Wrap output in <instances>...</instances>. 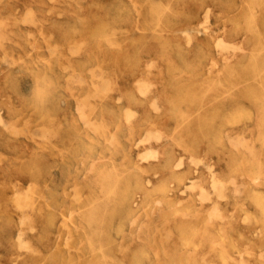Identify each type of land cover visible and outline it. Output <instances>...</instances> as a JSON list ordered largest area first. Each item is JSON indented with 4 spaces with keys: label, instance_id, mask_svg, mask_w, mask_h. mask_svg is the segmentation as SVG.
I'll return each instance as SVG.
<instances>
[{
    "label": "rangeland",
    "instance_id": "1",
    "mask_svg": "<svg viewBox=\"0 0 264 264\" xmlns=\"http://www.w3.org/2000/svg\"><path fill=\"white\" fill-rule=\"evenodd\" d=\"M1 117L0 264H94L110 177L108 262L264 264V0H0Z\"/></svg>",
    "mask_w": 264,
    "mask_h": 264
},
{
    "label": "bare ground",
    "instance_id": "2",
    "mask_svg": "<svg viewBox=\"0 0 264 264\" xmlns=\"http://www.w3.org/2000/svg\"><path fill=\"white\" fill-rule=\"evenodd\" d=\"M209 8V7H208ZM52 11V10H51ZM46 12H48V11H46ZM208 12V11H207ZM207 12H202V13H204V15L207 13ZM55 13H57V12H55ZM58 14V13H57ZM64 14V13H63ZM202 15V14H201ZM31 16H33V15H31ZM59 16V15H58ZM206 16H208V15H206ZM248 16V15H247ZM204 17V16H203ZM205 18V17H204ZM26 20H27V18H26ZM202 21V20H201ZM201 21L198 23V25L199 24H201ZM205 22H206V24H207V21L205 20ZM204 22V23H205ZM209 22V21H208ZM29 23V22H28ZM203 24V23H202ZM201 24V25H202ZM197 26V25H196ZM202 27H206V26H202ZM200 29H202V28H200ZM208 29V28H207ZM180 30V29H179ZM199 30V29H198ZM197 30V31H198ZM201 31V30H200ZM204 31V30H203ZM202 31V32H203ZM187 32V31H186ZM185 33V32H184ZM112 34V33H111ZM187 34V33H186ZM188 36L190 35V34H187ZM185 38H187L186 36H185ZM188 38H190V37H188ZM188 40H190V39H188ZM188 40H186V41H188ZM216 40V39H215ZM213 41V40H212ZM217 41H219L218 39H217ZM224 41V40H223ZM221 42H222V40H221ZM214 43H216L215 41H214ZM224 43H226V46H227V42H224ZM121 44V43H120ZM222 44H223V42H222ZM232 46V42H228V46H230V45ZM216 46H218L217 44H215ZM225 45V44H224ZM221 46V45H220ZM233 46H234V44H233ZM237 46V45H236ZM72 47V46H71ZM221 48V47H220ZM223 48V47H222ZM221 48V49H222ZM226 48V47H225ZM228 48H230V47H227L226 48V50L228 51ZM238 48V47H237ZM219 49V48H218ZM220 49V50H221ZM50 50V49H49ZM233 50V49H232ZM216 51V50H215ZM224 51V50H223ZM230 51V50H229ZM228 51V53H231V52H229ZM52 52V51H51ZM72 52V51H71ZM74 53V52H73ZM50 54V53H49ZM226 59L228 58V56H226L225 57ZM3 59H5V58H3ZM2 59V60H3ZM6 61H8V58L6 57ZM225 59V60H226ZM224 60V61H225ZM152 61V60H151ZM151 61H149V62H151ZM255 61H256V59H255ZM146 62H147V60H146ZM148 62V63H149ZM151 64H152V62H151ZM209 64V63H208ZM67 66V65H66ZM150 66V65H149ZM151 67H152V65H151ZM262 68V67H261ZM61 69V68H60ZM63 69H65V67L63 68ZM62 70V69H61ZM204 70V69H203ZM151 70H149V72H150ZM207 71V70H206ZM93 72H95V71H93ZM148 72V73H149ZM204 72H205V70H204ZM101 73H102V71H101ZM106 73V72H105ZM205 73H207V72H205ZM69 74V73H68ZM72 74V73H71ZM74 74V73H73ZM94 74H96V73H94ZM76 75V74H75ZM93 75V74H92ZM99 75H101L100 73H99ZM99 75L98 76H94V77H99ZM109 75V74H108ZM146 75V74H145ZM72 77V76H71ZM79 77V76H78ZM73 78H75V77H73ZM89 78V77H88ZM80 79H81V77H80ZM83 79V78H82ZM69 80H71L72 81V79H69ZM76 80V79H75ZM84 80V79H83ZM106 80V79H105ZM140 80H142V79H140ZM70 81V82H71ZM106 81H108V79L106 80ZM105 81V82H106ZM80 82V81H79ZM109 82V81H108ZM146 82V81H145ZM145 82H144V84H145ZM148 82V81H147ZM94 83V86H95V82L93 81L92 82V84ZM96 83H97V80H96ZM107 83V82H106ZM137 83H139V81L137 82ZM149 83V82H148ZM69 84V83H68ZM67 84V86H68V88L70 87L69 85ZM71 84V83H70ZM100 84V85H99ZM99 84H97V85H99L100 86V89H101V86L104 84V85H106L105 83H102V85H101V82H99ZM142 86H144L142 83H140ZM140 84H138V86H140ZM154 85V83H150V85L149 84H147V86L149 87V86H151V85ZM103 85V86H104ZM135 85V84H134ZM146 85V84H145ZM21 86H23V85H21ZM24 86H25V84H24ZM99 86H97V87H99ZM109 85L107 84L106 85V88L108 87ZM138 86H136V88L138 87ZM146 86V87H147ZM105 87V86H104ZM146 87H138L139 88V90H141L140 88H144V90H146V91H149L148 90V87L146 88ZM71 88V87H70ZM115 88V87H114ZM137 88V89H138ZM102 90V89H101ZM101 90H98V91H100L101 92ZM108 90H109V88H108ZM144 90H142V92H144ZM72 91V90H71ZM93 91V90H92ZM105 91V89L103 88V90H102V92H104ZM138 91V90H137ZM145 91V92H146ZM107 92V91H106ZM141 92V93H142ZM144 92V93H145ZM143 93V94H144ZM142 95V94H141ZM153 95H154V93H153ZM155 96H156V94H155ZM154 96V97H155ZM91 97V96H90ZM120 97V96H119ZM152 97L153 98V100H156L157 99V97ZM238 98V97H237ZM77 99V98H76ZM115 99H120V98H115ZM257 99V98H256ZM260 99V98H259ZM118 100H116V101H118ZM75 101V100H74ZM76 101H78V100H76ZM152 101V100H151ZM157 101V100H156ZM79 102V101H78ZM153 102V101H152ZM152 102H149L150 103V105L151 104H153ZM80 104L82 105V103L80 102ZM155 104H157V102L155 103ZM154 104V105H155ZM153 105V106H154ZM76 106H77V104H76ZM152 106V105H151ZM150 106V107H151ZM153 106H152V108H153ZM158 106V105H157ZM155 107V106H154ZM159 107V106H158ZM157 107V108H158ZM79 109V108H78ZM84 109V108H83ZM129 109H130V107H129ZM128 109V111H130ZM127 110V109H126ZM132 110H135V108L134 109H132ZM128 111H127V114H129L128 113ZM155 111H157V110H155ZM81 112H83L82 110H81ZM134 112V111H133ZM158 112V111H157ZM132 113V112H131ZM136 113H138V112H136ZM79 115H80V113H78ZM135 114V113H134ZM133 113L131 114V115H134ZM82 115V114H81ZM80 115V116H81ZM124 115V114H123ZM137 115V114H136ZM80 116H79V118H80ZM130 116V115H129ZM128 116H126V118H127ZM2 118V117H1ZM125 117H124V119H126ZM130 118V117H129ZM131 119H132V117H131ZM3 121V118H2V120H0V122H2ZM3 123H4V121H3ZM82 124H83V122H82ZM4 125H7V124H4ZM81 125V124H80ZM51 126V125H50ZM35 128V127H34ZM33 129V128H32ZM147 129H149V128H147ZM39 130V129H38ZM103 130V129H102ZM101 130V131H102ZM154 130V129H153ZM153 130H152V134H154V132H153ZM40 131V130H39ZM149 131V130H148ZM151 131V130H150ZM150 131H149V133H150ZM156 131V130H155ZM30 132H32V131H30ZM105 132V131H104ZM144 132H146V131H144ZM158 132V131H157ZM41 133H42V131H41ZM148 133V134H149ZM34 134V133H33ZM110 134H112L111 132H110ZM109 134V135H110ZM151 134V133H150ZM146 135V139L145 140H143V141H146L147 139H148V143H149V136L151 137V138H155L156 140L158 139V138H156V134H155V137H152V135ZM35 135V134H34ZM40 135H42V134H40ZM145 134L143 133L142 134V138H143V136H144ZM35 136H37V135H35ZM39 136V135H38ZM158 136H160L161 137V134H159ZM145 137V136H144ZM162 137H163V135H162ZM161 137V138H162ZM242 137H240V139H241ZM137 139H140V142L142 141L141 140V138H137ZM154 139V140H155ZM160 139V138H159ZM139 141V140H138ZM137 141V142H138ZM142 141V142H143ZM137 142H135V143H137ZM156 142V141H155ZM161 142V141H160ZM233 143H235V142H233ZM135 146V145H134ZM147 146V145H146ZM152 146V145H151ZM149 149H152V148H149ZM59 151V150H58ZM145 152L147 151V150H144ZM150 151V150H149ZM142 152H143V150H142ZM144 152V154H146V153H149V152H146L145 153ZM157 153V152H156ZM141 154H143V153H141ZM143 154V155H144ZM155 155V154H154ZM146 156H148V155H146ZM142 157V156H141ZM140 157V158H141ZM149 157V156H148ZM147 157V158H148ZM153 157V156H152ZM153 158H155V157H153ZM156 158H158V157H156ZM200 159V158H199ZM190 160V159H189ZM196 160V159H195ZM194 160V161H195ZM209 161H210V158L208 159ZM192 161H193V159H192ZM136 162V161H135ZM202 162V161H201ZM182 163V162H181ZM193 163V162H192ZM195 163V162H194ZM200 164V163H199ZM202 164H204V163H202ZM207 164H208V162H207ZM212 164V163H211ZM210 163L208 164L209 165V167H210V165H211ZM137 165H139V164H137ZM195 165V164H194ZM205 165H206V162H205ZM207 165V166H208ZM140 166V165H139ZM174 166H176V165H174ZM148 167V166H147ZM199 167V166H198ZM126 168V167H125ZM205 169H206V167H205ZM210 170V169H209ZM213 170V169H212ZM261 171H263V170H261ZM211 172V171H210ZM55 174H57V173H55ZM54 174V175H55ZM59 174V173H58ZM209 175H210V173H208ZM211 174H213V173H211ZM60 177V176H59ZM212 177V176H211ZM258 177V176H257ZM260 177V176H259ZM212 179V178H211ZM215 179V178H214ZM214 179H212V180H214ZM193 181V180H192ZM12 183H14V181L12 182ZM214 183H215V180H214ZM218 183V182H217ZM28 184H29V182H28ZM101 184H102V191L101 192H103L104 194H106L107 196H106V201H104V202H101V203H99L98 205H97V207L94 209V211H92V213H91V218H92V223H93V225H94V230H95V234H96V240H97V245L99 246V248H100V250H102V256H100V258H98L97 260H96V262H93L94 264H114V263H112L110 260V262H108L107 261V259H108V257H109V259L111 258L112 259V254H113V250H114V248H113V245H112V240H111V238H110V236H109V234H108V232H107V228H108V226H109V224H110V222L114 219V217H116V216H118L121 212H124V211H129V209H130V198H131V181H130V179L129 178H125V179H122V180H119V179H114V177H110L109 179L107 178V179H103L102 181H101ZM214 185V184H213ZM14 186V185H13ZM221 186V185H220ZM211 187V186H210ZM217 187V186H216ZM15 188V187H14ZM27 188V187H26ZM76 188V187H75ZM196 188V187H195ZM213 188V187H212ZM28 189H29V187H28ZM214 189V188H213ZM15 190V189H14ZM221 190V189H220ZM217 191H219V188L216 190V192ZM222 191L223 190H221V191H219V192H221L222 193ZM22 191L20 190V193H21ZM219 192H217V194L219 193ZM16 193H18V192H16ZM26 193H27V191H26ZM25 193V195H27ZM215 193V192H214ZM221 193H220V196L221 197H225L224 195L222 196L221 195ZM19 194V193H18ZM209 194V193H208ZM14 195H15V193H14ZM215 195H216V193H215ZM12 196V195H11ZM16 196V195H15ZM15 196H14V198H15ZM19 196H23V194H19ZM18 196V197H19ZM28 196H29V194H28ZM27 196V197H28ZM207 196V195H206ZM217 196V195H216ZM215 196V197H216ZM219 197V196H218ZM24 198V201L25 200H27V198H25V197H23ZM209 198V197H208ZM251 198H252V200H253V202L257 205V208H258V210H259V213H260V220H261V222H262V225H263V227H264V195H262V194H260V193H257V192H253L252 194H251ZM20 199V197L18 198V200ZM210 199V198H209ZM208 199V200H209ZM217 199V198H216ZM19 201H21V199L19 200ZM23 201V202H24ZM27 203H28V201H27ZM23 204V203H22ZM29 204V203H28ZM27 204V205H28ZM211 204V203H210ZM214 204V203H213ZM20 206V205H19ZM210 206H212V205H210ZM22 207V206H21ZM26 209H27V207H26ZM25 210V209H24ZM26 211V210H25ZM218 211V210H217ZM30 212V211H29ZM60 212V211H59ZM155 216H156V214H155ZM22 217V216H21ZM28 218V217H27ZM157 218V217H156ZM242 219H244L245 220V218H242ZM218 221V220H217ZM123 229V228H122ZM31 230V229H30ZM33 231V230H32ZM21 234V233H20ZM19 234V235H20ZM17 239H18V237H16ZM21 240H23V239H21ZM22 242V241H21ZM24 242V241H23ZM27 242V241H26ZM33 251V250H32ZM262 255V254H261ZM102 257V258H101ZM143 261H145V260H143ZM134 262H135V264H141L142 263V260L141 259H135L134 260ZM116 264H119V263H117L116 262ZM122 264V263H121Z\"/></svg>",
    "mask_w": 264,
    "mask_h": 264
}]
</instances>
